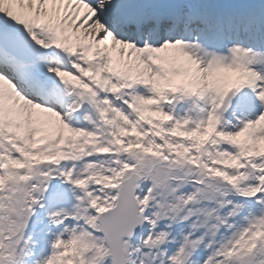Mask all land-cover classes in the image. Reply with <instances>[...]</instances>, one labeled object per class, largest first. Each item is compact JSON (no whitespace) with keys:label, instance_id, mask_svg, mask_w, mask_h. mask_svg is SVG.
<instances>
[{"label":"snow or ice","instance_id":"1","mask_svg":"<svg viewBox=\"0 0 264 264\" xmlns=\"http://www.w3.org/2000/svg\"><path fill=\"white\" fill-rule=\"evenodd\" d=\"M0 264H264V0H0Z\"/></svg>","mask_w":264,"mask_h":264}]
</instances>
